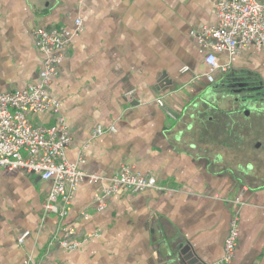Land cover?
<instances>
[{
  "label": "crops",
  "instance_id": "0c3cea01",
  "mask_svg": "<svg viewBox=\"0 0 264 264\" xmlns=\"http://www.w3.org/2000/svg\"><path fill=\"white\" fill-rule=\"evenodd\" d=\"M216 24L208 0H0V92L37 81L45 57L34 28H65L47 92L71 136L67 161L99 177L77 186L58 220L42 211L48 183L0 169V264H210L236 213L229 264H264V101L234 95L245 71L262 80L253 91H263L264 52L220 54L229 69L212 71L203 64L209 49L191 33ZM123 166L163 190L116 195L98 211L94 196ZM63 229L74 230L75 249L57 244Z\"/></svg>",
  "mask_w": 264,
  "mask_h": 264
},
{
  "label": "built area",
  "instance_id": "2783aa9c",
  "mask_svg": "<svg viewBox=\"0 0 264 264\" xmlns=\"http://www.w3.org/2000/svg\"><path fill=\"white\" fill-rule=\"evenodd\" d=\"M214 4L217 24L202 27L191 33L199 45L209 49L203 64L212 71L226 72L229 65L219 66L217 56L226 54L233 58L243 51L253 48L264 50V0H208ZM81 4L83 0H74ZM75 31L81 30L79 19L74 20ZM32 36L37 50L44 55L43 66L37 81L29 83L21 90L0 92V169L6 172H23L35 175L49 184V190L42 205L44 214H52L58 220L67 218L71 200L81 182H96L98 176L87 175L65 155L71 144V136L64 119L59 114V103L47 92L52 80L58 74V65L63 58L69 32L63 28H34ZM186 70V68L184 69ZM183 70V71H184ZM208 82L213 81L212 72L206 74ZM157 104L162 101L157 99ZM53 117V125L44 127L32 123V119ZM112 133L114 129L97 128L94 136ZM163 190L151 175L132 173L123 166L109 181V185L94 196L98 211L105 208L107 200L123 193L137 194L143 190ZM239 203V200H235ZM237 213L229 222L228 233L223 244L221 258L210 264H229L235 254L238 238ZM74 230L63 229L57 244L63 250H73L78 245L71 239ZM27 232L18 238L22 243ZM56 239L53 238L49 245ZM31 264H54L35 261Z\"/></svg>",
  "mask_w": 264,
  "mask_h": 264
},
{
  "label": "flooded vegetation",
  "instance_id": "af4514ba",
  "mask_svg": "<svg viewBox=\"0 0 264 264\" xmlns=\"http://www.w3.org/2000/svg\"><path fill=\"white\" fill-rule=\"evenodd\" d=\"M251 51L255 53L264 52V50L256 51L253 48H250ZM249 49V50H250ZM238 82V88L235 90L234 95L238 96L240 100L243 102L248 101L249 97H253L254 95H257L256 100L264 101V89L263 91L254 92V89L262 88V80H260V77L256 75V73H253L251 71H245L244 77H241ZM256 87V88H255ZM233 90H229L228 92H232ZM251 91V94H249ZM254 94V95H253Z\"/></svg>",
  "mask_w": 264,
  "mask_h": 264
},
{
  "label": "rangeland",
  "instance_id": "374dc122",
  "mask_svg": "<svg viewBox=\"0 0 264 264\" xmlns=\"http://www.w3.org/2000/svg\"><path fill=\"white\" fill-rule=\"evenodd\" d=\"M263 127H264V124L262 123V122H258V124H257V128H258V130L260 129V130H263Z\"/></svg>",
  "mask_w": 264,
  "mask_h": 264
}]
</instances>
